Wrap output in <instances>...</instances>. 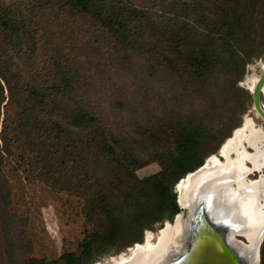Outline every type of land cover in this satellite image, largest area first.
<instances>
[{
  "label": "trees",
  "instance_id": "16d2710c",
  "mask_svg": "<svg viewBox=\"0 0 264 264\" xmlns=\"http://www.w3.org/2000/svg\"><path fill=\"white\" fill-rule=\"evenodd\" d=\"M71 2L79 8L89 7L92 22L116 47H137L140 24L150 23L147 11L133 0ZM180 3L185 15L181 13L166 36L179 60L174 65L175 72L185 76L200 92L203 88L213 90L220 83L227 84L224 87L230 107L217 115L216 123H220L230 118L240 98L250 97L237 82L242 81L246 64L264 55V0ZM31 23L30 7L17 11L0 6V30L6 37L17 39L23 35L22 39L34 47L39 38L38 24L30 28ZM150 52L156 54L155 49ZM16 56H21L18 51L0 47V210L13 204L11 196L22 186L14 184L20 174L24 180L39 175L52 179L58 188H66L62 178L67 162L73 161L77 165L70 168L72 172L77 167L83 169L85 164L91 167L81 172L73 186L85 199L87 220L96 224L78 244V252H64L50 262L31 258L26 264H89L93 256L140 242L144 229L164 219L170 221L180 211L172 187L175 182L200 166L231 134H224L210 146L208 142L218 129L214 118L207 125L203 121L176 124L171 129V144L156 147L155 154L150 156L149 161L157 162L160 169L150 174L151 186L145 187L136 170L148 162L131 153L125 144H119L97 115L84 109L68 111L65 97L74 86L72 71L54 65L51 79H45L37 88L17 69ZM165 61L171 62L168 58ZM158 135L152 131L150 137ZM100 158L118 163L123 175L114 178L95 175Z\"/></svg>",
  "mask_w": 264,
  "mask_h": 264
},
{
  "label": "rangeland",
  "instance_id": "374dc122",
  "mask_svg": "<svg viewBox=\"0 0 264 264\" xmlns=\"http://www.w3.org/2000/svg\"><path fill=\"white\" fill-rule=\"evenodd\" d=\"M181 1L133 0L147 11L150 23L140 24L137 47H116L92 22L89 7H76L71 0H0V6L17 11L30 7V28L38 24L36 35L39 38L34 47L22 39L23 35L10 39L0 30V47L20 53L21 56L14 57V63L26 81L39 88L45 79H51L54 65L70 69L74 86L65 97L68 111L84 109L97 115L119 144H125L131 153L148 162L136 170L145 187L151 186L150 174L160 169L157 162L149 161L150 156L155 154L156 147L171 144V129L176 124L203 121L207 125L215 119L218 129L208 142L210 146L230 133L236 124H241L247 112L256 125L264 126L262 118L253 114L251 95L245 100L240 98L230 118L216 123L217 115L230 107L227 84L220 83L221 90L216 85L213 90L203 88L200 92L185 76L175 72L174 65L179 60L172 52L173 45L166 42V36L184 13ZM151 49H155L156 54H151ZM261 63H264V55L246 64L243 76L259 73ZM260 102L264 104V96L260 97ZM152 131L159 133L154 139L150 137ZM76 165L73 161L67 162L62 178L66 188H58L52 179L39 175L24 180V175L20 174L21 178L14 184L22 186L14 190L13 204L0 210V264H26L31 258L50 262L64 252L79 251L78 244L96 224L87 220L85 199L73 186L81 172L91 167L85 164L83 169L77 167L72 172L70 168ZM94 174L109 175V178L123 175L118 163L105 158L97 162ZM249 176L254 178L258 174L253 172ZM172 187L174 192V185ZM164 220L144 229L141 240L146 230L156 234ZM126 249L114 248L93 256L87 263L95 264ZM260 264H264L262 254Z\"/></svg>",
  "mask_w": 264,
  "mask_h": 264
},
{
  "label": "bare ground",
  "instance_id": "6f19581e",
  "mask_svg": "<svg viewBox=\"0 0 264 264\" xmlns=\"http://www.w3.org/2000/svg\"><path fill=\"white\" fill-rule=\"evenodd\" d=\"M263 64H260V70ZM257 76L256 71L245 73L241 84L249 89ZM262 96L264 86L260 92ZM261 106L264 109V104L261 103ZM247 113L243 114L241 124L223 140L220 148L223 153L221 162L214 154L209 156L206 162L208 171L196 186H204L213 194L209 207L210 219L229 221L239 226V230H233L238 232L235 239L249 243L247 255L249 262L253 263L257 258L258 235L264 223V126L256 125ZM253 114L258 115L256 112ZM253 172L258 176L250 177L249 174ZM176 182L178 192L188 181L182 176ZM181 218L182 212L179 211L175 220L159 228L156 234L146 230L142 241L95 264H163L174 254L184 251L189 243L188 223L181 222ZM226 238L227 241L232 240L228 236ZM233 247V252L239 248L235 243Z\"/></svg>",
  "mask_w": 264,
  "mask_h": 264
},
{
  "label": "water",
  "instance_id": "95a60500",
  "mask_svg": "<svg viewBox=\"0 0 264 264\" xmlns=\"http://www.w3.org/2000/svg\"><path fill=\"white\" fill-rule=\"evenodd\" d=\"M241 82L242 81H240L239 85L242 87L244 85H242ZM263 86L264 64L262 65L255 81L252 83L251 88L248 89L244 86L249 90L251 95L252 109L264 119V109L260 102V92L262 91ZM235 129L236 128L231 131V134ZM222 142L216 149V152L209 154V156L214 154L220 162L223 158V153L220 151L223 144ZM209 156L204 159L200 166L184 174L188 181L184 188L179 189L177 192L175 187L177 182L174 184L176 202L182 212L181 222L188 223L190 240L184 251L174 254V256L169 258L163 264H260L261 254L259 246L264 240V223L261 225V230L257 239V258L254 259L252 263L249 262V255H247L249 254V243L245 244L235 239L238 232L233 230H239V226L237 224H231L229 221L220 222L210 219L209 207L213 199V194H211V192H209L204 186L201 188L196 186L203 174L208 171L206 162L209 159ZM181 179L182 177L177 181H180ZM176 214L172 218V222L175 220ZM171 221L165 219L160 228H164L166 223H171ZM232 232L235 233L230 236V233ZM227 236L232 240L227 241ZM143 238L144 235L142 236V240ZM136 243L137 242L132 245H135ZM233 243L237 244L239 247L234 250V252L232 251V248H234ZM131 246H128L127 248Z\"/></svg>",
  "mask_w": 264,
  "mask_h": 264
}]
</instances>
